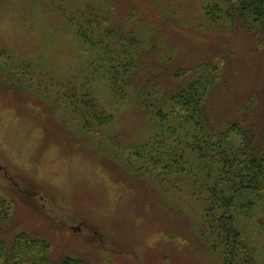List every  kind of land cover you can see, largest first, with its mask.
<instances>
[{
  "label": "rangeland",
  "instance_id": "374dc122",
  "mask_svg": "<svg viewBox=\"0 0 264 264\" xmlns=\"http://www.w3.org/2000/svg\"><path fill=\"white\" fill-rule=\"evenodd\" d=\"M141 1L154 10L156 32L158 24L166 29L162 41L152 36L164 46L155 47L160 55L164 49L157 60L173 54L174 68L194 69L228 53L211 103L222 128L238 118L250 95L264 90L258 31L212 21L207 11L230 0ZM67 8L62 14L47 0H0V191L15 206L5 238L26 231L51 243V258L89 264H223L213 248L204 170L172 166L165 127L92 73L91 51L66 20ZM147 59L169 91L182 82L172 67ZM86 92L113 113L111 122H87L79 104ZM250 215L239 219L242 237L253 264H264V197Z\"/></svg>",
  "mask_w": 264,
  "mask_h": 264
},
{
  "label": "trees",
  "instance_id": "16d2710c",
  "mask_svg": "<svg viewBox=\"0 0 264 264\" xmlns=\"http://www.w3.org/2000/svg\"><path fill=\"white\" fill-rule=\"evenodd\" d=\"M47 1L62 14L72 5L66 20L91 51L92 73L101 72L115 96L138 106L165 127L173 141L171 165L179 170L184 164L182 170L187 172L194 166L204 170L201 183L210 200L207 213L215 214L212 219L208 215L211 233L217 236L213 248L223 264H253L239 219L252 216L257 202L264 197V90L250 95L239 117L228 120L222 128L213 111L211 90L222 80L228 53H215L194 69L174 68L170 64L173 54L163 62L157 60L164 49L161 55L156 54L155 47L161 44L153 38L160 36L162 41L166 29L158 24L160 30L156 32L150 19L154 10L141 0ZM207 13L213 16L212 21L238 20L248 31L257 30V43L264 47V0H230L224 6L216 4ZM149 54L166 68L172 67V76L182 80L176 83V89L163 87L160 74L151 72L154 63L147 59ZM191 71L192 77L185 80ZM79 104L87 109L83 116L89 117V124L104 125L114 118L93 92H86ZM235 134L239 139L234 138ZM189 153H195L198 159L188 160ZM14 210V202L0 191V264H89L79 257L51 258V243L26 231L6 239V226L12 222Z\"/></svg>",
  "mask_w": 264,
  "mask_h": 264
}]
</instances>
